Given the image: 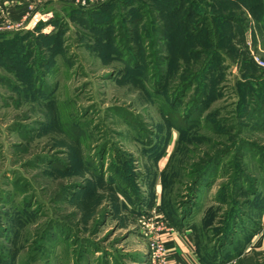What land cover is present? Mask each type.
<instances>
[{
	"label": "rangeland",
	"instance_id": "rangeland-1",
	"mask_svg": "<svg viewBox=\"0 0 264 264\" xmlns=\"http://www.w3.org/2000/svg\"><path fill=\"white\" fill-rule=\"evenodd\" d=\"M23 1L0 0V22L14 28L4 25L0 30V261L149 264L147 238L140 225V218L148 213L132 214L130 203L106 181L102 185L86 168H71L69 149L77 141L80 154L102 164L104 178L115 184L114 177L120 175L117 169H129L138 176L145 175L146 168L173 169L181 181L176 184L171 177V197L182 204L191 200L190 224L199 223L207 212H216L217 220V212L228 210L229 199L235 207L249 199V206L241 207L248 213L242 219L244 231L237 229L233 238L237 247L233 253L243 247L231 260L233 264L238 260L239 264H264V205L252 208L255 194L264 202V115L259 121L243 118L235 105L241 95L237 80L249 79L244 93L255 95L256 101L264 98V70L252 59L253 52L264 59V36L253 14L246 8L237 13L246 23L243 28L232 24L231 31L224 28L227 41L210 45L198 38L197 45H191L193 52H202L191 56L195 65L186 70L195 83L172 109L166 99L175 93L182 73L170 72L169 79L164 73L159 84L163 92L155 90L157 70L152 66L166 62L156 57L166 58L169 50L165 43H158V53H151L148 60L151 41L145 37L151 29L142 27L149 23L135 22L144 12L156 17L160 13L156 6L166 5V0H127L132 6L128 8L112 0L100 16L93 17L114 21L104 31L69 20L62 0L45 2L59 17L50 26L36 29L13 21L5 7H20ZM40 1L29 3L34 6ZM191 1L199 13L201 7L210 12L211 0ZM74 4L76 10L86 8ZM16 24L21 28L15 29ZM58 29L61 32L54 35ZM27 31L34 32L24 36ZM103 32L110 38L118 34L123 41L128 35L134 42L127 45L125 40L117 48ZM139 32L146 36L140 37ZM17 33L25 34L14 36ZM40 34L44 37L37 38ZM214 50L219 57L203 72ZM137 63L140 72L128 69ZM205 74L210 87L199 84L204 103L193 112L194 119L184 122L180 117L183 104L195 90L198 77ZM167 117L176 127L187 128L169 127ZM117 155L128 161L124 168H110L117 163ZM128 156L133 160L131 168ZM180 168H200L201 175L206 172L202 184L190 193L192 197L185 192L195 175L187 177V171ZM140 183L142 179L137 181L139 187Z\"/></svg>",
	"mask_w": 264,
	"mask_h": 264
},
{
	"label": "trees",
	"instance_id": "trees-1",
	"mask_svg": "<svg viewBox=\"0 0 264 264\" xmlns=\"http://www.w3.org/2000/svg\"><path fill=\"white\" fill-rule=\"evenodd\" d=\"M110 1L112 0H106L101 4H98V6H96L95 8L89 9L88 6V8L87 7L78 8L79 10H76L77 7L74 6L75 4L73 2H71L70 0H65V3L68 4L67 5L68 11L66 13L67 18L73 21L74 23H77L74 20L84 22V24L81 25L86 26V28H89L90 30L95 28L96 29L98 28L100 30L103 29V31L104 29L107 30L108 26L114 21L113 22L110 20L99 21V18L95 20L93 17L100 16L101 13L100 11L103 9H107V7L110 4ZM155 1L158 2V0ZM118 3H119L118 5L122 8L132 7L131 4L127 2V0H120ZM195 4L196 3H192L191 0H166V5H161L159 7L156 6L157 10L160 11V13L156 15V17L152 15L147 16L144 12V16L143 14L141 16L142 19L140 18V20L137 19L135 21L138 22L144 20L146 23H149V26L142 27V30L151 29L150 31L151 33L149 35L147 34L148 35L147 37H145L146 36L145 32L144 33L139 32L140 37L143 38L145 37L147 40L151 41L150 51H149L150 53H148L150 54V56L148 60L152 59L151 53H158L159 50V48H157L158 43H165L170 53V57H168L169 55L168 53L166 58H163L162 56L161 58H159L157 56L159 54H156L157 59H161V60L165 59V61L166 60L167 61L164 62L163 64L160 61H157V64L155 65L153 64L152 66L153 70H157V72L155 73V75L157 76V79H155V86H156L155 90L159 93L163 92L162 90H160L159 84L160 82L162 84V80L165 78L166 73L168 79L170 78L168 76L170 72L179 71V73H182L178 84L175 86L176 88H174L175 93L171 94V96L168 97V99H166L169 107L172 109H176L177 104L180 103L181 98L185 95V91L189 89L192 85H194L193 83H195L196 78H192V76L189 75L190 72H187L186 70L188 69L189 71V68L192 67V65H195L194 62L196 59H193L191 56L200 55L202 52H193L191 45H197V41H199V39L200 40L206 39V42H208L210 45L219 44L224 40L227 41L226 35H224V32L222 31L227 26H228L227 31H231L232 24L236 28H243L245 25L244 23H246V20H243L241 17L239 18L237 13H244L243 9L245 8H246L245 11H247L248 13L251 12L253 14L255 23L257 24L259 29L261 28L262 30L261 34L264 36V0H211L210 3L207 4V6L210 8V12L207 9L203 10V7H201L200 13L198 12L199 11L197 9L198 7L195 6ZM142 9H144V7H142ZM150 12L152 13L153 11H149V14ZM49 21L51 22V24L52 23L54 24V22L59 21V17L54 15L53 18ZM220 22L222 25H219ZM223 22H224V26H223ZM42 24L43 23L36 25L35 28L39 29V27H41ZM118 28L119 27H117V30ZM132 31L133 30L130 29L129 33H131ZM27 32L28 33L25 32L26 34L17 33L14 34V36L18 37L20 36V34L21 35L25 34L24 36H29L32 35L34 31H27ZM60 32L61 31H59L58 29L57 31H55L54 35H58ZM103 33H104L103 35L107 34L106 32ZM240 34H242V32H240ZM40 37H44L43 34L37 36V38ZM105 37L108 39V42L110 44L118 46L117 48H121L122 44L125 43V40L127 42V45H129L128 43L134 42L133 37L128 35L124 41L122 38H120L121 36H119L118 34H116V36H113L111 38L108 35H106ZM12 53L13 52H10V54ZM124 55L128 56L127 53ZM209 55L210 58L205 62L203 72L209 70L210 69L209 65L216 62V60L219 57L217 50H214V52H210ZM129 59L130 58H126V60ZM166 64L170 67V69L169 70L167 69L166 71L164 69V71L162 72V68H164ZM242 64L245 65V63ZM147 65L149 64L147 63ZM246 66L249 65L246 64ZM149 67H151V65ZM128 69H130V71L131 70H136L139 72L141 71L139 70L138 63L134 65V67L133 66L131 68L128 67ZM203 76L204 75L198 77L199 82L198 84H195L194 86L196 87L195 90L186 101V104H183L182 107L183 112L181 113L180 117L184 122L194 119L192 116L193 112H196L198 108L204 103V94L202 93L199 84L203 85L202 87H207L209 86L210 81L208 80V76H206V74L205 77ZM247 84H250L249 79L245 81L237 80V85L239 86L237 89L239 92H241V95L240 94L237 95L238 100L236 102L237 104H235L236 111L243 118L248 117L252 119L257 117L255 118V120L259 121L261 120L260 115H264L263 114L264 110L263 109L261 110L264 104V98H259V100L256 101L257 99L255 95L254 96L251 94L246 95L244 93V89L246 88ZM207 88H205V91L207 90ZM242 102H244V104ZM54 108H56V106H54L53 109ZM256 112H260V113H256ZM52 114H55V111ZM56 119L58 120V118H53V120ZM168 120L170 122V123L168 122V124H171L169 127L171 128L176 127L175 126L176 124H174L173 121H171L169 118ZM176 128L180 131H183L187 127L177 126ZM78 147L79 145L77 141H75L74 143L72 142L70 146L69 155L71 157L70 159L72 162L71 168L72 166H76L78 168H86L94 175V177L99 182H102V185L106 181L110 189H115L116 191H119L125 197V200H127L130 203L131 205L130 212L132 214H139L144 206L148 207L152 205L153 193H154L153 186H154L155 178L158 175L162 187L160 200H161V210L163 214L169 220L170 224L179 230L184 229L186 227L192 228L194 233L196 252L202 262L207 264L224 263L231 260L233 257H235V255L239 254L243 245L241 246V248L237 250V252L233 253V250L237 249V247L233 243V238L238 232L237 229L240 228L244 231V229L242 228L244 221L242 219L243 217L247 216L246 214L248 212H246L245 209L241 207L247 205L249 206L250 204L249 199L241 202L240 207H235V202L229 199L225 204L229 206L228 210L226 212L224 211L217 212L218 214L217 220H214L216 212L215 213L207 212L204 214V218H201L199 223L190 224L189 221H190L192 204L190 203L191 200L190 199L188 200L187 198L188 195H191L192 197V194L190 193H192V191H194L198 185L202 184L203 176L204 174H206V172H204V174L201 175L200 172L198 171L200 168H187V169L180 168L182 172L187 171V177L191 178V176L195 175L193 177V182L189 185V187H187L185 192L188 193V195L185 196L186 198L184 197L185 199H187L186 203L182 204L180 203V200H176V198L173 199L171 197V190H170V183L172 181L171 177L174 178V183L176 184L180 183L181 181V176L180 178L174 176L173 169L171 171V168H162L159 171V173H157L156 168H146L147 169L146 174L144 175L140 173L139 176L138 174L135 173L131 174L129 169L127 170L117 169V171H120V175L114 177L116 180L115 181L116 184H115L112 180H106L104 178V171L102 170L103 168L102 164L98 166L97 164H95V162H92L90 158L80 154V151H78ZM160 153L157 154L158 157ZM121 155L116 156L118 157V161L116 164L113 163L112 165L110 164V168H124L123 165L128 164L127 160L121 161ZM214 158L216 157L214 156ZM127 159L131 162V166H130L131 168L133 166L132 165L133 160L130 156H128ZM138 179H142V180L147 179V184H148L147 196H143L142 191L139 185L137 184ZM93 196H97V193L95 191L93 192ZM254 197H257V199L256 202L254 203L255 205L253 204L252 208L255 210L260 207L261 209V207L264 205V202L261 201V198H259L258 195L255 194ZM250 219H251L250 223L253 224L254 223L253 215H251ZM249 233L250 235L254 234L252 230ZM238 261L240 262V260ZM238 261L237 264H239ZM0 263L3 264L2 261H0Z\"/></svg>",
	"mask_w": 264,
	"mask_h": 264
},
{
	"label": "crops",
	"instance_id": "crops-1",
	"mask_svg": "<svg viewBox=\"0 0 264 264\" xmlns=\"http://www.w3.org/2000/svg\"><path fill=\"white\" fill-rule=\"evenodd\" d=\"M41 1L39 3H36L34 6L30 5L32 3H29V0H28V4H27V0L26 1L24 0L22 6L20 7L15 8L14 6H7L5 7L6 14L9 15V17H11L13 21H23L24 23L27 22L28 26L30 25L31 27H35V25H39L40 23H43L41 26L43 25L50 26L51 22L49 20L53 18L55 13L52 9L47 8L45 4L46 0H41ZM62 1L65 2V0ZM70 1L75 3L76 0H70ZM28 5L33 7L32 10L28 8ZM65 5L67 7L68 4L66 3ZM0 11L2 10L0 9ZM161 169L162 168H156V172L159 173ZM158 177L159 176L157 175L153 186V190H154L153 203L151 206L148 207L144 206L142 208V212L145 211L149 213L153 209H155L156 212L159 211L162 213L161 200H160L162 187H161L160 179ZM142 182L143 184L140 183V189L142 191L143 196H147V191H148L147 179H143ZM169 225L171 226V228L164 227L161 229L160 232L161 239L166 246L169 264H207L200 260L196 252L194 233L192 228L186 227L184 229L179 230L176 227L172 226L170 223ZM233 263H234L233 260H229L227 262L219 263V264H233Z\"/></svg>",
	"mask_w": 264,
	"mask_h": 264
},
{
	"label": "built area",
	"instance_id": "built-area-1",
	"mask_svg": "<svg viewBox=\"0 0 264 264\" xmlns=\"http://www.w3.org/2000/svg\"><path fill=\"white\" fill-rule=\"evenodd\" d=\"M106 0H76L75 3H78L83 6H93ZM5 25V26H4ZM20 24H16L15 26H19ZM14 29L13 25L9 23L0 22V30L2 27ZM17 27L15 29H20ZM252 59L254 63L259 66L261 69L264 70V59L261 58L259 55L252 53ZM140 225L143 229L144 235L147 238V246H148V257H149V264H169V260L167 257V250L166 246L163 243L160 232L161 229L164 227H169L167 219L161 212H156L153 209L147 215H143L140 218Z\"/></svg>",
	"mask_w": 264,
	"mask_h": 264
}]
</instances>
